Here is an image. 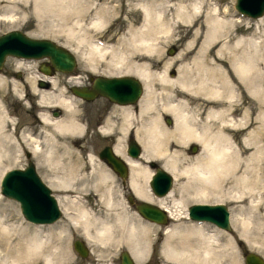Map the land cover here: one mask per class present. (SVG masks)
<instances>
[{
    "label": "bare ground",
    "instance_id": "bare-ground-1",
    "mask_svg": "<svg viewBox=\"0 0 264 264\" xmlns=\"http://www.w3.org/2000/svg\"><path fill=\"white\" fill-rule=\"evenodd\" d=\"M28 1L29 3H26L28 6L31 4V11L35 19H38L39 15L44 12V14L48 16V28L56 26L59 28L58 31L63 29L66 30L67 33H70L69 36H74L78 44L80 41L82 43L84 42V35L80 32L82 29L81 23L76 20L73 22L74 27L72 25H67L66 13L68 8L78 0ZM78 2L80 3L81 0ZM153 3L155 4L154 1ZM75 4L77 5V3ZM137 5L141 11L142 22L140 26L130 28L129 30L133 35L132 46L136 48V50L139 49L140 52L143 51L152 54L157 46L155 41L158 37L164 38V35L169 33L171 25L165 20L163 11L154 10L152 1H141ZM200 6L201 0H189L185 3L179 1L175 4L176 16L182 15L185 19L189 20L191 17L190 13L193 12L196 15H202L204 22V33L200 42L195 45L193 53L188 61L177 65L175 68V76L170 77L167 75V62L160 71L154 74L153 72L149 74V70H145L144 67L142 69L139 67V70H135L136 72L138 71L137 74H139V78L142 79L141 81L144 84V95L140 100L141 112L146 113L148 117L146 124L140 127V132L144 134L143 138H140V143L143 146L141 158L146 161L148 159H153L152 157L160 158L162 163L158 167L168 170L173 177L175 176L174 178L180 176L185 181L181 185L173 189L171 188L163 196L152 197L147 190L149 189L147 186V178L152 170L146 169L137 161H133L130 163L129 187L138 197L164 207L168 214L174 218L180 215L179 209L177 212V208L183 207V213L185 214V205L188 202L224 201L225 198L228 197L236 202L249 199L251 201H256V204L263 203L262 217H264V197L260 198L259 196V199H254L255 197H252L253 191H257L255 188L257 186L256 182H258L261 177L258 176V169L260 168L259 162L260 159L262 160L261 157H264V144L261 143L262 141L260 142L258 135H256L258 132L256 129L258 130L259 127L262 126V123H264V27L262 29L258 28L257 30L245 29V31L237 34L235 31L236 26L241 23H244L246 26L249 22L246 16H240L236 14V12L232 14L222 13L223 11L221 10V12L217 5H212L201 11ZM16 7L18 6H15V8ZM72 7L70 8L72 9ZM187 7H190L191 11H188L186 9ZM9 8H11V6H9ZM224 12L227 11L225 10ZM259 16H256L257 18L255 17V23L257 25L264 20V15ZM0 18L12 20L13 15L11 13H3L0 15ZM40 19L41 17L39 20ZM101 20L102 19L97 16L91 19L89 24L93 28L100 25L102 23ZM221 35H223V37H220L215 42L216 45L210 43L213 37L216 38ZM71 48L78 54L77 46ZM100 48H98L95 43H88L87 50L89 52L87 53L92 55V59L89 56L91 63L97 59L94 60L93 55L95 54L98 56V54H100ZM133 48L131 50L135 51ZM157 53L159 54V51ZM103 55L102 57H104ZM80 56L81 55H79V57ZM84 58L86 60L88 57ZM92 60L94 61L92 62ZM169 62L170 61H168V63ZM112 63L113 62H111V64ZM93 66L89 67V69H92ZM136 72L133 73L135 74ZM151 75H154V80L159 84L161 89L160 93L154 92L151 81L153 78L151 79ZM52 82L53 80L51 84ZM172 86H175V89L180 92L181 99L177 100V98H174L175 95L169 91V87ZM48 94L46 90H37V102L40 105L58 104L65 110L71 108L72 102L69 97H59L57 96L58 94H55L58 97L57 100L53 101V98V100H49L51 102L49 103L47 99ZM159 94L163 96V100L158 102V104L160 103L158 108H160L162 112L157 110L155 101ZM242 94L249 95L251 97V103L241 106L240 108L238 107L240 112L237 117L235 116L236 113L234 114L233 112L236 111V105L240 104V101L236 99L240 98ZM187 96H194V98L199 96V103L203 107L201 112H204L205 115V122L199 128H196L193 121V118L197 116L196 110L193 108L191 114L186 109L188 108ZM200 104H196L197 106L195 107L198 109ZM249 110H253V116L248 117L247 113ZM153 112L155 114L152 116L151 113ZM163 112L170 114L173 118V131H169L162 124L161 114ZM38 117L40 121L47 122L52 125V127L55 126L60 129L68 128L67 130H69V127L73 126L74 128L78 124L73 121L71 116L54 119L46 112H39ZM3 119L4 117L0 115V167L2 168L5 167L1 164L3 162L2 160L9 156V153L5 150L6 148H3V144H1V137L5 134L1 126ZM252 119L257 122L256 125H253ZM236 130L241 131L239 142H236L233 137V133ZM186 141L197 142L200 145V150L199 147L195 145L199 152L197 151L198 154L195 156L194 162L185 167H178V160H180L183 154L181 150L175 149L172 151L171 145L173 143H176L177 146L178 144L185 145ZM26 144H29V147L32 146L33 149L38 146V142L33 138H28ZM118 148L119 147H116V150H118ZM36 149L39 150V147ZM17 154L18 152L16 151L15 155ZM89 159H92L91 156ZM58 179H60V181H58L61 182L62 185L64 178L58 177ZM67 180L69 179L67 178ZM67 180L65 179V183ZM53 181L55 182V180ZM52 184L53 186L55 185L54 183ZM227 184H230V186L226 187ZM61 185L59 184V187ZM64 186L63 184L61 187L63 188ZM56 188H58V186H56ZM176 193L179 195L178 198H175ZM63 197L57 195L56 198L64 214H67L66 207L68 203L66 205V201H64L65 199L63 200ZM105 200L107 202L110 201L106 197ZM256 204L252 202V205H254L252 207H257ZM0 209L3 210L2 208ZM85 214L86 213L81 211V209L74 215L67 214L68 217L72 219V222H75L76 225L79 224V227L80 225L82 226V235L85 239L89 241V239L94 238L100 243L109 242V244L112 242L114 243V240L117 239L115 242H121L136 261L145 257L148 242L146 230L151 227L149 224L146 225L144 222V224H142L140 220L138 223H127L121 216H117L116 222L121 226L119 228L120 232H114L111 223L101 222L95 228V232L90 234L89 225L93 223H89L88 218H85ZM235 215L236 214L232 217L230 213V221L232 219V223H239V229H235L237 231V237L233 240L226 235L225 237H227V239L223 242L221 240L219 242L216 236H212V233L210 235L203 231L204 228L201 224L204 222L199 223L200 225H189L191 228L185 227V230H180L178 227L175 228L173 224L168 225L164 229L165 233H163L166 235L161 243L162 255L169 258V261L173 260L177 263L184 261L191 264H215L216 260H219V257H221V255H219L220 252L223 253L224 257L227 256L225 254V248H228L230 249V251H227L229 256L232 255L234 259L237 256V244L240 240L246 242L250 246L255 242V236L247 231L250 219L245 216ZM7 220V217L4 215L0 217V245H4L6 252L2 250L7 255L9 254V256H11L9 263L6 264H63L65 255L60 253L57 248L65 245V243L61 245L59 241L67 230L64 224L57 223L53 227L55 231L51 230V232L48 228L49 233H44L45 229L41 227V224H35L37 226L31 227ZM188 231L196 233V236L189 238L187 235L190 236L191 232L188 234ZM214 231H219V234L221 233V230L218 228H213L211 232ZM52 233L59 241L58 243L53 244L51 242L50 238ZM113 243L112 245L115 244ZM62 249L64 248L62 247ZM6 254L4 255L5 257H7ZM1 257H3V255L0 256V261L2 262L3 260ZM218 260L217 264H219Z\"/></svg>",
    "mask_w": 264,
    "mask_h": 264
},
{
    "label": "rangeland",
    "instance_id": "rangeland-1",
    "mask_svg": "<svg viewBox=\"0 0 264 264\" xmlns=\"http://www.w3.org/2000/svg\"><path fill=\"white\" fill-rule=\"evenodd\" d=\"M78 1L75 2L77 3V5L73 3L75 5L72 4L70 6V7L73 6L72 9L70 7L68 8L66 15H67V25L69 26L72 25L74 27L73 22L76 20H78L79 23H81L82 29L80 30V32H82L84 29L83 28L84 23L86 25L91 26L89 24L90 20L97 16H99V18L102 19L101 24H103L106 21H108V23L109 22L111 23V22L116 21L117 19H120L125 25L136 24L138 16L139 14H141V11L138 8L137 4L141 1H152V6L154 10L163 11L165 20H167L171 25V29L169 33L164 35V38L158 37L159 38L158 40H160L159 43L164 47V49L169 47L170 45H176V44L178 47L176 54L169 55L167 54V51H166L164 55V57L167 59V63L168 61H170L169 63L171 65L173 64L177 65L182 62L188 61L189 57L193 53L195 45L198 44V42H200L201 37L204 33V22H203L202 15H196L193 12H192L193 14L189 12L191 15L189 20L185 19V17L182 15L181 16L175 15V4L179 1L185 3V2H188L189 0H81L80 3ZM153 1L155 2V4L153 3ZM26 2L29 3L28 0L26 1L25 0L23 1L22 0H14V1L0 0V15L3 13H11L13 15L12 20L0 18V30L6 29L9 27H15L23 31L26 35L31 36V37H48L50 39L51 38L54 39V41H61L63 43L70 44L72 47H75V46L79 47L80 44H77L78 42L75 40L74 36H69L70 33H67L66 30L60 29V31H62L60 32L58 31L59 28H57L56 26L55 27L52 26V28L51 27L48 28L47 26L48 16H46L44 12H42L39 15L38 19L37 18L35 19V17L33 16V12L31 11V4L28 6ZM14 3H15V6H18V7L15 8ZM233 3H234V0H204V1L201 0L200 8H201V11H203L212 5H217V7H219V10L223 11V12L221 11L222 13L232 14L236 12V14H238L236 9L233 7ZM8 5L11 6V8H9ZM12 5L14 6V8ZM186 9L188 11H191L190 7H187ZM225 10L227 12H224ZM74 12H78L80 14L74 13ZM262 15H264V11L261 14V16ZM40 17L41 19L39 20ZM246 18L249 21L246 26L244 23L238 24L236 26L235 31L237 34L245 31V29L257 30L258 28L262 29L264 27V22H263L264 20L261 21L259 25H257L255 23V19L257 17L255 18V17L246 16ZM84 19H88V20L84 21ZM82 21H84V23ZM220 37H223V35L218 36L216 38L213 37L210 43L212 44L214 43L216 45L215 42ZM132 38H133V35L131 34V41H132ZM78 53H79V48H78ZM151 81H152V85L154 88V92L160 93L161 89L157 81L154 79ZM9 84L13 85L12 82H10ZM67 84L68 83L64 82L63 79H59V78L54 79V81L52 82V87H51V89L52 88L53 89H52V92H50L52 95L50 93L47 95L48 101L53 100V98H54L53 101H56L58 98L57 96L59 97L64 96L65 92H67L64 89V87L66 88ZM175 88H176L175 86L169 87V91L175 95L174 98H177V100H179L181 99L180 92H178V90H176ZM55 94L56 95L58 94V95L56 96ZM158 96L156 97V100H155L156 106H157V110L162 112V110L158 108V106H160V103L158 104V102H161L163 100V96L161 94H159ZM34 97L36 98V95H34ZM64 97H67V96H64ZM187 97H188V102H187L188 108L186 109L191 114H192L193 108L196 110L197 116L193 118V121H194L196 128H199L205 122L204 112H201L202 111L201 109L203 107L199 103L200 101L199 96L196 98H194V96H187ZM236 100L237 101L239 100L240 104L236 105V111H234L233 113L234 114L236 113L235 116L238 117V114L240 112V109H238V107L240 108L241 106L251 103V97L247 94H242L240 98ZM17 101L20 102L22 109L16 108ZM50 101L49 103H51ZM198 103L200 104V107H198L197 109L195 106L199 105ZM27 107H28V103L24 102L22 97H18L16 93L9 92V89H7V87L6 89L0 88V115L4 117V119L1 122V126H2V130L5 133L4 134L5 136L3 135V137H1V140H2L1 144H3L2 147L6 148L5 150H7V152L9 153V156L5 157L2 160L3 162L1 164L4 165L6 168L0 167V175L7 168L16 167L19 164L20 165L23 164V158H21V155L19 153L15 155L16 151H18L19 149H18V144L16 143L17 141L15 140L14 136H15V126H16L17 120L19 119H22L23 121L31 120L30 116L28 115L26 111ZM50 107L54 108V105H51L49 107L44 105L43 107H41V109H43L42 111H46ZM38 109H40V107H38ZM59 110L61 111V113L59 114L58 117L50 114L48 111L47 112H48V115L54 119L55 117L62 118L64 115H66V113L67 114L69 113L74 116L76 114L74 107L69 108V110H65L63 107L59 106ZM252 112L253 110L248 111L247 113L248 117L253 116ZM154 114H155L154 112L151 113L152 116ZM165 115L170 116V118H172L170 114L163 112L161 114V122L169 131H173L174 120L172 118L173 123L169 125L168 123L164 121V119L162 120V116L164 117ZM36 120L39 122V126L42 128V129H39L37 132L38 135H40V139H41V141L38 142V146H40V148L42 149L37 150L36 148H38V146L35 149H33L32 146L29 147L30 146L29 144L27 148L29 149L32 148L34 151L32 149L31 151L36 154V155L34 154V159H37L40 161V163H36V170L40 178L48 186H50L51 188L50 191L54 195H61L62 197L64 196L63 200L65 199L64 201H66V205L68 203L66 207L67 208L66 213L68 215L76 214V212L79 209L85 212L87 214V216L85 214V218L86 217L88 218V221L90 224L93 223L92 225H89L90 234H93L95 232V228L101 222L111 223L112 230L114 228V232L115 231L116 233L120 232L119 228L121 226H119L116 222L117 216L118 217L121 216L127 223H134V222L138 223L140 220L142 224L145 223L146 225L149 224L151 226L150 227L151 229L148 228L146 230V234H147L146 236L148 239L146 255L145 257H143V259L139 260L140 262H145L150 259L152 262H158L159 264H191V263L184 262V261L178 262V263L176 261L174 262L173 260L169 261V258H166L162 255L161 253L162 244L161 243L163 242L166 234H164L161 238H158V233H159L158 225L148 222L133 207H131L130 205H127V203L124 202V200L122 199L120 195L121 190L116 186L114 179L112 177H109L106 173L96 174L94 170L97 167L95 163L93 162L92 152L90 150H87V153L83 155L79 147L77 148V146L71 142L72 141L71 139L76 137L75 133L77 131V127H74V128L73 126L69 127V130H67L68 128L60 129L55 126L52 127V125L48 124L47 122H42L38 118H36ZM252 121H253V125L257 124L255 120L252 119ZM261 128L263 129V131ZM236 131H234L233 137L236 142H239L241 131L240 130H236ZM256 131H258L256 133V135H258V139L260 140V142L262 141L261 143L264 144V123H262V126L259 127L258 130L256 129ZM185 143H184L185 145L178 144L177 146L176 143H173L171 145L172 151L175 149L181 150L182 151L181 153L183 154L182 155L183 158L181 157L180 160H178V163H177L178 167H185L194 162L195 156L198 154L199 151L197 150L198 152L196 151L197 152L196 153V152H192L191 149L189 150L190 144L197 145L200 150V145L197 142L186 141ZM20 145L21 147H23L26 145V143L25 145H22L20 143ZM90 156L92 158L91 160L89 159ZM261 158L262 160L260 159V162H259L261 169L260 168L258 169L259 170L258 176L259 177L261 176V177L259 178L260 182L259 181L256 182L257 186L255 188L257 189V191H253L252 193L253 194L252 197H255L254 199H259V196L260 198L264 197V157H261ZM157 161L161 162V159L157 158ZM58 177L64 178V180L62 179L64 181V182L62 181V185H61V182H59L60 179H58ZM174 177L172 178V184H171L172 189L175 188L176 186L181 185L185 181L180 176H176V178ZM67 178L69 180H67ZM65 179L67 180L66 181L67 184L65 183ZM53 180H55V182ZM56 182H59V183H56ZM52 183L55 184L54 185L55 187L53 186ZM59 184L61 186H63L64 184L65 188L64 187L62 188L61 186L59 187ZM56 186H58V188H56ZM228 186H230V184H227L226 187ZM70 195H73V196H70ZM74 197L77 199H75ZM105 197L110 200L109 201L110 203L105 200ZM178 197L179 195L176 193L175 198H178ZM72 198H73V201H72ZM228 198H225L224 201L220 200L219 202H223L224 204L228 205V207L230 208V213L232 217L234 216V214H236L239 216L248 217L250 219V223H249L247 231L252 233L253 236H255V242L252 245L253 246L252 247L248 245L246 242L240 240L239 243L237 244V256L234 259L232 258V255L229 256L227 252L228 250L230 251V249L225 248V252H226L225 254L227 256L224 257L223 253L220 252L219 255H221V257H219V260L217 259L218 263L219 264H244L243 257H244V254L248 251L256 252L260 254L264 259V245H263L264 244V217H262L263 203L256 204V201H251L249 199L236 202V201H232L230 198L229 200ZM0 199H1L0 208L3 209V210L0 209V217L4 215L5 217H7L8 219L7 221L17 222L18 224H22L23 226H31V227L37 226L34 223L29 222L22 216L19 210L18 203L14 199L8 198L1 193H0ZM193 202L195 201L186 203L185 207H187L189 204ZM209 202H214V201H209ZM252 202L253 204H256L257 207H252L254 206L252 205ZM178 209H179L180 215L177 216V218L171 217V220H170L172 222L171 225L173 224L175 228L178 227L180 230H185V227H190L193 224H196V225L199 224V223L193 222L192 220L188 219L185 216V214L183 213L184 211L183 207L177 208V212H178ZM67 214H64V211H61V215L59 216V218L53 221L52 223L41 224V227L45 229L44 233H49L48 228H49V231L51 230L55 231V228L53 227L57 223H62L66 227L67 229L66 233L59 240L61 245L65 243V245H63L62 247L66 250L62 249L61 246L57 248L59 249L60 253L65 255L64 256L65 260L63 259V264H119L118 254L120 250L126 249L124 245H122L121 242L120 243L115 242L117 240L116 239L114 240L115 244L112 242L114 244L112 245V243L109 244V242H106L107 244L100 243L96 241L94 238L89 239L90 241L89 242L82 235V226L80 225L79 227V224L76 225L75 222H72V219L69 218ZM234 223H232V219H231L229 223L231 230L229 231V233L220 231L221 232L220 234H219V231L211 232L213 228L215 227L210 228L211 226L210 223L204 222L201 225H203V228H204L203 231L209 233L210 235L212 233V236H216L219 242L220 240L223 242L225 239H227V237H225L226 235L232 238L233 240H235L234 238L237 237L236 230H238L240 226L238 222L235 224ZM117 226H118V229H117ZM189 232L191 231H188L187 233L189 234ZM52 234H51L52 239L50 238L51 242L53 244L58 243L59 241L55 238V235L53 234L52 236ZM187 236L189 238H193L194 236H196V233L191 232L190 236L189 235ZM72 237H77V238L85 240V243L89 250L86 256L81 257L73 250L72 245H71ZM0 247H1L0 256L3 255V257H1L3 261L2 262L0 261V264L9 263V259L11 256H9V254L7 255L6 253H4V251L6 252V249H4V245L2 246L0 245ZM61 249L66 252L64 251L61 252L62 251ZM5 254L7 255V257L4 256ZM217 260L215 264H217Z\"/></svg>",
    "mask_w": 264,
    "mask_h": 264
},
{
    "label": "flooded vegetation",
    "instance_id": "flooded-vegetation-1",
    "mask_svg": "<svg viewBox=\"0 0 264 264\" xmlns=\"http://www.w3.org/2000/svg\"><path fill=\"white\" fill-rule=\"evenodd\" d=\"M141 18V14H139L136 24L128 25H125L120 19L111 23L106 21L103 24L96 26L97 28H92L91 26L86 25L84 21H87L89 18L84 19V21H82L84 23V27L82 26L84 28L82 31L84 42H79L78 54L74 52L70 44L55 41L57 44L71 50L74 55V66L71 70H57L53 68L51 60L47 56L24 58L14 55H6L4 57L0 66V88L6 89L7 87L9 92L16 93L18 97H22L23 101L28 103L26 111L31 118L30 121L19 119L15 126L14 137L19 149L17 152L21 155V158H23V164H19L16 167L23 168L28 162H31L37 173L36 163H40V161L34 159L35 153L27 148L28 145H25L26 140L28 138H33L36 139L37 142L41 141L40 135H38L37 132L42 128L36 120V118L39 119V112H46L47 114L49 112L58 117L61 111L59 110L60 105L58 104H52L54 105V108L50 107L46 111H42L41 107L44 105H40L37 102L36 91L46 90L50 93L52 92L51 81H54V79L57 78L63 79L64 82L68 83L67 87H64L68 93L65 92L64 96L69 97L72 102L71 107H74L76 111L75 116L69 113H66L64 116H71L73 121L79 124L76 126V137L72 138L71 142L75 144L77 148L79 147L83 155L87 153V150L92 152L93 162L97 167L94 171L96 174L106 173L114 179L116 186L121 190L120 195L127 205L134 208L136 201L142 199L129 187L130 163L137 161L146 169L154 171L160 166L161 162H158L156 157H152L153 159H148L147 161L141 158L143 146L140 143V138H143L144 134L140 132V127L146 124L148 117L146 113L141 112L140 100L144 95V84L141 81L142 79L139 78V74H137L138 71L136 72L135 70L144 67L145 70H149V74L152 72L154 74L155 72L160 71L167 62V59L164 57L166 51L169 55L176 54L178 47L176 44L170 45L164 49L159 43L160 40H158V38L155 41V43H157L155 50H157H154L152 54L143 51L140 52L139 49L136 50V48H133L131 33L129 30L130 28L140 26ZM10 29L17 28L9 27L0 30V34ZM88 43H95L98 48L101 47L100 54H98V56L95 54V56L93 55L94 60L97 58L95 61L92 60V62L94 61L93 63L90 62L92 55L87 53L89 52L86 47ZM132 48L133 50L135 49L136 53L131 50ZM158 51L159 54L157 53ZM79 55L83 56L79 57ZM102 55L104 57H102ZM89 56L91 59H89ZM84 57H88L86 58L87 61ZM111 62L113 63L111 64ZM177 65L167 63L168 76L173 77L176 75L175 68ZM92 66L93 68L89 69V67ZM133 72L136 73L134 74ZM151 76V79H155L153 77L154 75ZM127 77H133L140 83V93L133 101H114L92 88L95 78L102 80L106 78L125 79ZM10 82H12L13 85L9 84ZM72 87H75L79 93L74 94L72 92V89L74 88ZM34 95H36V98ZM46 106L49 107L51 105ZM38 107H40V109H38ZM16 108L22 109V106L18 101ZM163 119L166 123L167 119H169L170 122L168 124H172V118H170V116H162V120ZM20 143L25 146L21 147ZM191 146L192 145L190 144L189 150L191 149ZM38 147L39 149H42L40 146ZM116 147H119L118 150H116ZM197 150L196 147V151ZM107 152L114 155L115 162L111 163L106 160L104 154ZM147 190L152 197L161 196L150 189ZM226 206L228 207V205ZM165 218V222L158 225V238H161L164 235V229L172 223L170 221L171 216L168 213H166ZM190 220L195 221L193 219ZM203 221L210 223L212 227L218 228L227 233L231 230V228H219L213 222L208 220ZM148 222L154 223L149 220ZM76 238L77 237L71 238V245ZM149 261L151 260L149 259ZM155 264L159 263L156 262Z\"/></svg>",
    "mask_w": 264,
    "mask_h": 264
},
{
    "label": "water",
    "instance_id": "water-1",
    "mask_svg": "<svg viewBox=\"0 0 264 264\" xmlns=\"http://www.w3.org/2000/svg\"><path fill=\"white\" fill-rule=\"evenodd\" d=\"M233 7L240 14L256 17L264 11V0H234ZM6 55L24 58L47 56L53 68L57 70H71L74 66V55L68 48L48 38L28 36L18 29H10L0 34V66ZM72 88L74 94L79 93L75 87ZM92 88L114 101H133L140 93V83L133 77L102 80L95 78ZM169 122L167 119V123ZM191 150H196L194 144ZM104 155L108 162H115V157L111 153L107 152ZM171 177L170 172L157 167L148 181L150 189L158 195L166 193L170 189ZM0 193L17 201L20 213L30 222L50 223L60 215L55 196L40 179L31 162L23 168L4 170L0 177ZM134 207L148 220L156 223H164L166 220L165 211L146 200H138ZM186 214L191 219L209 220L225 229L229 227L228 210L221 202H194L187 206ZM73 248L78 255L82 257L87 255L88 249L82 240H74ZM118 257L119 264H154L150 261H136L126 249L120 250ZM244 264H264V259L257 253L249 251L244 255Z\"/></svg>",
    "mask_w": 264,
    "mask_h": 264
}]
</instances>
